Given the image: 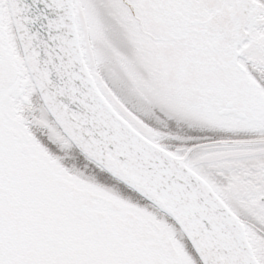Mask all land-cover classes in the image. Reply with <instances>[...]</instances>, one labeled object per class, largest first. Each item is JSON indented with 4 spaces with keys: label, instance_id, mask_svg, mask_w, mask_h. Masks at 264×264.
Masks as SVG:
<instances>
[{
    "label": "snow or ice",
    "instance_id": "6c2138e0",
    "mask_svg": "<svg viewBox=\"0 0 264 264\" xmlns=\"http://www.w3.org/2000/svg\"><path fill=\"white\" fill-rule=\"evenodd\" d=\"M0 264H264V0H0Z\"/></svg>",
    "mask_w": 264,
    "mask_h": 264
}]
</instances>
